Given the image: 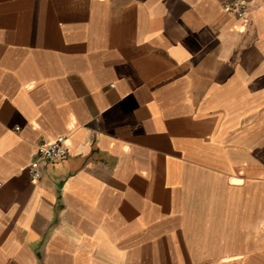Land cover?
Masks as SVG:
<instances>
[{"label":"crops","instance_id":"crops-1","mask_svg":"<svg viewBox=\"0 0 264 264\" xmlns=\"http://www.w3.org/2000/svg\"><path fill=\"white\" fill-rule=\"evenodd\" d=\"M228 1L0 0V264H264V0Z\"/></svg>","mask_w":264,"mask_h":264},{"label":"built area","instance_id":"built-area-1","mask_svg":"<svg viewBox=\"0 0 264 264\" xmlns=\"http://www.w3.org/2000/svg\"><path fill=\"white\" fill-rule=\"evenodd\" d=\"M250 7L247 0H230L223 4L226 12L234 14L236 17L242 18L246 15ZM68 154V146L65 136H58L54 139H43L37 145L36 162L40 160L57 161L65 158ZM30 179L37 180L40 177V170L33 165L28 168Z\"/></svg>","mask_w":264,"mask_h":264}]
</instances>
